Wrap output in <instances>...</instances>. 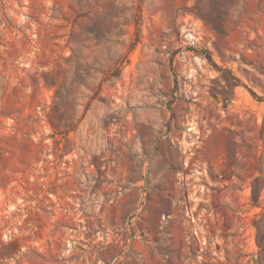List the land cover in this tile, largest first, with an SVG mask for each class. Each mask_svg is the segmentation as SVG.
<instances>
[{
    "label": "rangeland",
    "instance_id": "rangeland-1",
    "mask_svg": "<svg viewBox=\"0 0 264 264\" xmlns=\"http://www.w3.org/2000/svg\"><path fill=\"white\" fill-rule=\"evenodd\" d=\"M0 264H264V0H0Z\"/></svg>",
    "mask_w": 264,
    "mask_h": 264
},
{
    "label": "built area",
    "instance_id": "built-area-1",
    "mask_svg": "<svg viewBox=\"0 0 264 264\" xmlns=\"http://www.w3.org/2000/svg\"><path fill=\"white\" fill-rule=\"evenodd\" d=\"M191 40H193V39H195V37H194V35H193V33H191Z\"/></svg>",
    "mask_w": 264,
    "mask_h": 264
},
{
    "label": "bare ground",
    "instance_id": "bare-ground-1",
    "mask_svg": "<svg viewBox=\"0 0 264 264\" xmlns=\"http://www.w3.org/2000/svg\"><path fill=\"white\" fill-rule=\"evenodd\" d=\"M177 231V230H176Z\"/></svg>",
    "mask_w": 264,
    "mask_h": 264
}]
</instances>
